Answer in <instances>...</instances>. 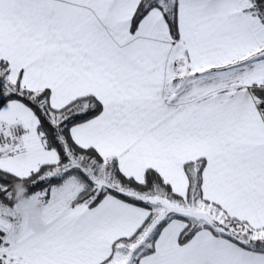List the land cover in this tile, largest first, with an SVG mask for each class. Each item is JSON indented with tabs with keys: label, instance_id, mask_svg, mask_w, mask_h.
Here are the masks:
<instances>
[{
	"label": "snow or ice",
	"instance_id": "6c2138e0",
	"mask_svg": "<svg viewBox=\"0 0 264 264\" xmlns=\"http://www.w3.org/2000/svg\"><path fill=\"white\" fill-rule=\"evenodd\" d=\"M0 264H264V0H0Z\"/></svg>",
	"mask_w": 264,
	"mask_h": 264
},
{
	"label": "clouds",
	"instance_id": "9594fccd",
	"mask_svg": "<svg viewBox=\"0 0 264 264\" xmlns=\"http://www.w3.org/2000/svg\"><path fill=\"white\" fill-rule=\"evenodd\" d=\"M16 208L21 216L26 220L27 225L37 232L45 230V224L41 222L42 207L38 204H29L26 195L27 189L23 182H17L14 185Z\"/></svg>",
	"mask_w": 264,
	"mask_h": 264
},
{
	"label": "trees",
	"instance_id": "16d2710c",
	"mask_svg": "<svg viewBox=\"0 0 264 264\" xmlns=\"http://www.w3.org/2000/svg\"><path fill=\"white\" fill-rule=\"evenodd\" d=\"M31 191V190H30Z\"/></svg>",
	"mask_w": 264,
	"mask_h": 264
}]
</instances>
